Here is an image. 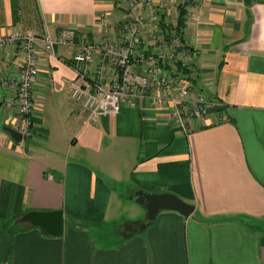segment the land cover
<instances>
[{
  "label": "crops",
  "instance_id": "crops-1",
  "mask_svg": "<svg viewBox=\"0 0 264 264\" xmlns=\"http://www.w3.org/2000/svg\"><path fill=\"white\" fill-rule=\"evenodd\" d=\"M121 1L36 0L37 11L34 0H0V37L77 33L41 61L29 134L14 103L17 46L0 47V264H264V232L244 224L264 221V0H188L191 80L221 103L188 130L147 99L93 119L69 97L67 61L84 42L116 36ZM139 191L174 193L195 211L160 212L108 243V225H146ZM54 209L62 236L12 224Z\"/></svg>",
  "mask_w": 264,
  "mask_h": 264
},
{
  "label": "built area",
  "instance_id": "built-area-1",
  "mask_svg": "<svg viewBox=\"0 0 264 264\" xmlns=\"http://www.w3.org/2000/svg\"><path fill=\"white\" fill-rule=\"evenodd\" d=\"M186 1L122 0L114 21L116 36L86 41L73 54L75 78L67 89L71 100L97 119L118 114L125 103L147 99L154 107L168 108L175 124L186 130L196 127L221 103L178 69L192 68L195 58L178 27L179 7ZM76 35L73 28L43 37L17 29L0 37V47L15 44L21 60L18 79L12 83L27 134L41 61L55 47L72 44Z\"/></svg>",
  "mask_w": 264,
  "mask_h": 264
},
{
  "label": "water",
  "instance_id": "water-1",
  "mask_svg": "<svg viewBox=\"0 0 264 264\" xmlns=\"http://www.w3.org/2000/svg\"><path fill=\"white\" fill-rule=\"evenodd\" d=\"M5 129L16 140H22L23 133L21 131L9 126H6ZM134 199L146 208L147 214L144 220L146 225L153 224L161 211H175L186 217L195 211L194 204L170 192L139 191ZM12 224L41 227L48 235L59 237L64 234V213L62 209L30 210L15 218Z\"/></svg>",
  "mask_w": 264,
  "mask_h": 264
},
{
  "label": "rangeland",
  "instance_id": "rangeland-1",
  "mask_svg": "<svg viewBox=\"0 0 264 264\" xmlns=\"http://www.w3.org/2000/svg\"><path fill=\"white\" fill-rule=\"evenodd\" d=\"M27 2L29 3V6H30L32 3V0H27ZM114 28H115V30L118 31L117 24H115V23H114ZM117 31H116V33H118ZM213 111H215V109L211 110V112H213ZM207 116L201 120V122H200L201 124H202V122H205ZM128 208H130V207H128ZM128 208H125V211H127ZM161 212H163V211H161ZM244 224H245L246 228L250 227L251 229L256 230V233H263L264 232V221H261V222L246 221V222H244ZM125 226L126 225L123 226V224H121V225L117 224L116 226L114 224L108 225L107 226L108 228H106V231L111 232V235H110L111 239L109 237H107V238H109V239H107L109 241L108 243H111V240L114 241L121 236L123 237L124 235H127V234L129 235V233L130 234L131 233H140V232L144 231V229L146 227H148V225H142V226L137 227V228H130V227H127V226L125 227ZM119 229H125V230L123 232V231H119ZM121 233H122V235H121Z\"/></svg>",
  "mask_w": 264,
  "mask_h": 264
},
{
  "label": "trees",
  "instance_id": "trees-1",
  "mask_svg": "<svg viewBox=\"0 0 264 264\" xmlns=\"http://www.w3.org/2000/svg\"><path fill=\"white\" fill-rule=\"evenodd\" d=\"M189 4V1L187 0L185 2V4L181 5L179 8H180V13H179V16H178V27H179V33L182 35L183 34V30L186 26V20H187V6ZM34 7L35 9L38 11V4L36 2V0H34ZM36 21L38 23V25L42 24V19L41 17L36 14ZM68 63L71 64V61H67ZM180 71H182L187 77L191 78V75H192V68H186V69H183L181 70L180 68H178Z\"/></svg>",
  "mask_w": 264,
  "mask_h": 264
}]
</instances>
